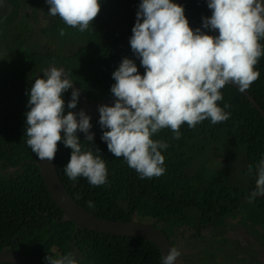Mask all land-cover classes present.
<instances>
[{
  "label": "trees",
  "instance_id": "16d2710c",
  "mask_svg": "<svg viewBox=\"0 0 264 264\" xmlns=\"http://www.w3.org/2000/svg\"><path fill=\"white\" fill-rule=\"evenodd\" d=\"M0 2V33L12 32L0 64V252H16L31 264H46L47 255L60 258L69 252L79 264H160L158 248L152 242L101 235L67 221L48 195L37 157L21 131L25 113L30 110L27 93L34 83L30 77L50 65L61 67L81 93H93L88 101L96 99L86 83L94 79L89 71L92 56L84 48L90 34L76 40L79 32L59 16L49 15L46 0ZM140 2L102 1L105 17L115 24V28H106L107 41L125 38L121 42L126 45L132 31L127 37L128 32L124 35L120 27L128 17L129 27L131 23L134 26ZM173 2L183 6L193 30L201 28L202 17L211 16L205 0ZM62 28L64 36L59 34ZM91 35L93 43L100 42L97 34ZM260 43L264 45V40ZM56 48L59 57L54 55ZM8 54L12 55L10 62ZM255 70L260 76L245 92L264 113V56ZM221 93L223 100L218 106L228 105L224 110L230 113L226 121L213 125L205 120L195 128L185 123L179 129V139L173 138L168 128L153 135L152 139L168 143L161 151L165 172L159 177L141 179L123 157L116 158L108 151L101 140L100 125L90 121L93 142L84 140V133L76 135L82 150L102 156L108 171L106 183L93 187L83 177L70 180L64 168L71 149L64 153L67 147L61 142L55 168L64 188L78 206L98 218L145 220L168 239L182 230L179 234L184 239L185 230H190L192 234L185 240L193 252L180 250L181 264H264L258 259L259 250L227 237L234 229L229 220L237 219L235 224L249 234L264 255V196L251 203L247 200L255 188V166L264 159V118L234 87L226 85ZM250 166L252 174H248ZM10 168H16L13 174ZM206 228H211V237L200 235Z\"/></svg>",
  "mask_w": 264,
  "mask_h": 264
},
{
  "label": "clouds",
  "instance_id": "9594fccd",
  "mask_svg": "<svg viewBox=\"0 0 264 264\" xmlns=\"http://www.w3.org/2000/svg\"><path fill=\"white\" fill-rule=\"evenodd\" d=\"M102 1L46 0L49 15L59 16L79 32L76 40L90 34L84 48L92 56L89 71L94 79L86 83L96 99L88 101L93 93H81L61 67L50 65L30 77L34 82L27 93L30 110L21 128L38 168L39 159L53 161L55 168V154L63 142L67 147L64 153L71 149L66 176L70 180L86 178L93 187L106 183L108 171L102 156L82 150L76 135L84 133V140L92 143L90 121L100 125L108 151L116 158L123 157L141 179L159 177L165 172L161 151L168 143L152 139L153 135L168 128L173 138L179 139V129L185 123L195 128L205 120L213 125L226 121L228 105L218 106L223 100L221 89L231 84L240 92L247 91L260 76L255 66L264 56L260 43L264 40L262 0H207L211 16L202 17L201 28L195 30L190 28L183 6L173 0H141L134 26L131 23L129 27L128 17L120 27L124 35L128 32L127 37L132 31L126 45L121 42L125 38L105 39L106 28H115V24L105 17ZM202 29L218 31V35H208ZM59 34L65 35L63 28ZM91 34H97L100 42L93 43ZM11 37L8 30L0 33V64ZM54 55L58 56L57 48ZM7 58L10 62L12 55ZM92 106L98 108L93 119L84 112ZM10 169L12 174L16 170ZM252 173L250 166L248 174ZM255 176L249 203L264 196V159L255 166ZM88 206H93L91 201ZM129 222L152 225L144 220ZM175 236L167 238L172 247L162 257V264L180 261L181 238L179 233ZM45 260L46 264H79L73 252L60 258L47 255Z\"/></svg>",
  "mask_w": 264,
  "mask_h": 264
},
{
  "label": "water",
  "instance_id": "95a60500",
  "mask_svg": "<svg viewBox=\"0 0 264 264\" xmlns=\"http://www.w3.org/2000/svg\"><path fill=\"white\" fill-rule=\"evenodd\" d=\"M205 1L207 2V0ZM262 3H264V0H262ZM208 35L217 36L218 31H209ZM229 86L237 89V86L235 85L230 84ZM240 93L244 94L249 99L251 104L260 112V114L264 118V113L257 105V103H255L254 100L246 92ZM93 108L94 107L92 106L90 107V109H86L84 111L87 116L91 117V119H93L95 114L98 112V108ZM77 119H79L78 116ZM38 164L39 173L51 200L63 212V216L67 221L74 223L82 229H86L88 231L96 232L102 235L141 238L150 241L157 246L160 253V264H162V257L167 255L172 245L160 230L146 223L113 222L96 218L94 215L86 212L72 200L57 176L53 161L48 162L46 160L41 161L39 159ZM5 263L31 264L30 261L27 260L24 256L13 251H3L0 253V264Z\"/></svg>",
  "mask_w": 264,
  "mask_h": 264
},
{
  "label": "rangeland",
  "instance_id": "374dc122",
  "mask_svg": "<svg viewBox=\"0 0 264 264\" xmlns=\"http://www.w3.org/2000/svg\"><path fill=\"white\" fill-rule=\"evenodd\" d=\"M236 221H237V219H234V218H231L229 220V222L234 225V229L227 233V237L230 239L238 240L240 242V244L243 246H245V245L251 246L252 249L259 250L260 253L258 254V259L264 263V255H263L261 249H259L256 242H254L248 238V233L245 230H243L240 226H237L235 224ZM182 232H183V230L180 231L179 233L182 234ZM184 234H185L184 239L181 238V240H180L181 242H180V245L178 246L179 247L178 250L183 249L184 254H190L191 252H193L192 245H191V243H189L185 239H187L192 234V232L190 230L186 229ZM200 235L202 237H211V228H206L204 230H201ZM177 264H181L179 259L177 261Z\"/></svg>",
  "mask_w": 264,
  "mask_h": 264
}]
</instances>
